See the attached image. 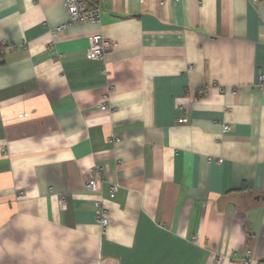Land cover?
<instances>
[{"label": "crops", "instance_id": "crops-1", "mask_svg": "<svg viewBox=\"0 0 264 264\" xmlns=\"http://www.w3.org/2000/svg\"><path fill=\"white\" fill-rule=\"evenodd\" d=\"M64 2L0 0V264H264V0H85L52 36Z\"/></svg>", "mask_w": 264, "mask_h": 264}, {"label": "built area", "instance_id": "built-area-1", "mask_svg": "<svg viewBox=\"0 0 264 264\" xmlns=\"http://www.w3.org/2000/svg\"><path fill=\"white\" fill-rule=\"evenodd\" d=\"M260 0H249L251 4H256ZM65 8L68 13V18L65 22L53 27L51 29L52 36H55L58 32L62 31L66 27L78 23L81 20L88 19L92 22H98L100 19V6H97L94 9H87L85 6V0H65L64 2ZM112 40L105 38L102 34L95 33L89 36V46L86 50V56L88 59H101L103 58L105 52H107L111 46H112ZM2 49L0 50L1 54ZM258 86L259 88L264 91V76L260 75L258 77ZM106 99L107 96L105 95L103 97V100L101 101V107L104 108L106 105ZM182 122H187V117L183 116L180 118ZM224 131L228 130V126L225 125L223 127ZM109 138L113 139L115 142L119 140L117 136L111 135ZM218 162H221L220 159L217 160ZM94 171V168L91 169ZM118 185L113 184L111 186V192L110 196H114V192L116 191ZM84 188L87 192L95 194L97 192V185L94 177L91 173H88L87 178L84 183ZM96 219L98 223L100 224L101 228L105 230L108 226L109 220H108V212L103 207L100 200H96ZM250 254V249H246L244 253V258L241 260L242 264L247 263V256Z\"/></svg>", "mask_w": 264, "mask_h": 264}, {"label": "trees", "instance_id": "trees-1", "mask_svg": "<svg viewBox=\"0 0 264 264\" xmlns=\"http://www.w3.org/2000/svg\"><path fill=\"white\" fill-rule=\"evenodd\" d=\"M2 47H0V50H1Z\"/></svg>", "mask_w": 264, "mask_h": 264}]
</instances>
